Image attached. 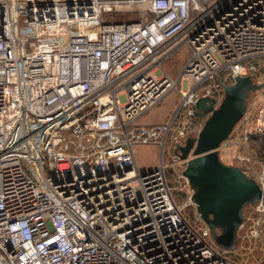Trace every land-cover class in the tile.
Here are the masks:
<instances>
[{
  "label": "built area",
  "instance_id": "obj_1",
  "mask_svg": "<svg viewBox=\"0 0 264 264\" xmlns=\"http://www.w3.org/2000/svg\"><path fill=\"white\" fill-rule=\"evenodd\" d=\"M180 45L171 78L160 62ZM261 75L264 0H0V264H240L184 216L166 168L184 169L174 151L202 127L199 99ZM170 91L166 121L138 125ZM260 102L264 87L218 153L264 190ZM135 144L157 145L154 168L138 170ZM246 207L238 244L264 234V201Z\"/></svg>",
  "mask_w": 264,
  "mask_h": 264
},
{
  "label": "water",
  "instance_id": "obj_2",
  "mask_svg": "<svg viewBox=\"0 0 264 264\" xmlns=\"http://www.w3.org/2000/svg\"><path fill=\"white\" fill-rule=\"evenodd\" d=\"M263 87L264 81L257 83L249 76H235L230 84L222 85L223 97L218 104L212 98L199 99L195 116L205 118L202 127L196 137L188 136L174 151L185 160L182 174L193 191L200 220L213 242L228 250L236 245L244 208L264 201V190L238 166L222 162L218 147L244 113L249 93Z\"/></svg>",
  "mask_w": 264,
  "mask_h": 264
},
{
  "label": "rangeland",
  "instance_id": "obj_3",
  "mask_svg": "<svg viewBox=\"0 0 264 264\" xmlns=\"http://www.w3.org/2000/svg\"><path fill=\"white\" fill-rule=\"evenodd\" d=\"M129 17L137 18L136 13L128 14ZM116 19H123L122 16H114ZM167 50V49H166ZM188 55V48L186 45H180L172 50L167 52L165 58H163L160 62L159 69L166 73L167 75H172L176 78L180 67L182 66L185 58ZM264 75L259 76V80L263 81ZM178 99V94L176 91H170L166 94L160 103L153 108L149 109L145 112L140 118L137 120V124L141 126L148 127L149 125L156 124L159 122L166 121L167 115L170 114V110L172 111L175 102ZM264 103L260 102L252 111V107L249 109L248 114L251 115L250 123L252 125H256L258 123V118L263 117ZM255 112V113H254ZM247 114V116H248ZM249 118V116H248ZM190 135V134H189ZM134 158L137 163V167L139 171H146L152 169L156 166L159 160V149L157 145L154 144H135L133 146ZM165 162L170 163V156L168 153L164 154ZM225 164L234 165L235 162L228 161V159H224L221 156L219 157ZM183 164L179 161L172 167L169 165L166 168V179L168 184L171 186L172 195L175 202L182 208V213L184 216L189 219L194 224H202L200 218L196 214V211L192 206H184L183 203L186 201V190L184 187V181L182 178L177 177L178 174L182 171ZM174 172L176 174V180L174 178ZM252 179V178H250ZM248 207L244 208V213L248 214ZM241 233V232H240ZM237 244V253L235 255L230 254L229 256L240 264H263L264 258V234L259 238H249L247 241L243 240V244H241L239 240V244ZM241 244L242 247H239Z\"/></svg>",
  "mask_w": 264,
  "mask_h": 264
},
{
  "label": "crops",
  "instance_id": "obj_4",
  "mask_svg": "<svg viewBox=\"0 0 264 264\" xmlns=\"http://www.w3.org/2000/svg\"><path fill=\"white\" fill-rule=\"evenodd\" d=\"M170 77H175V76H172V75H170ZM170 112H171V110H170ZM168 116V115H167ZM203 117H198V116H195V118H194V121L195 122H197V124L199 123H201V122H203ZM164 122V121H163ZM163 122H159V123H156V124H160V123H163ZM156 124H152V125H156ZM152 125H149V126H152ZM155 145V144H154ZM135 159V158H134ZM136 162V161H135ZM137 164V163H136ZM157 165V164H156Z\"/></svg>",
  "mask_w": 264,
  "mask_h": 264
}]
</instances>
